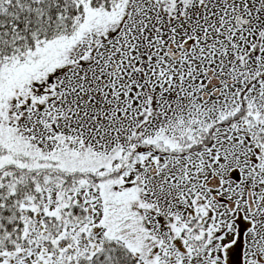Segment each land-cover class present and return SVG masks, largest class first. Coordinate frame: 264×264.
<instances>
[{
    "label": "snow or ice",
    "instance_id": "snow-or-ice-1",
    "mask_svg": "<svg viewBox=\"0 0 264 264\" xmlns=\"http://www.w3.org/2000/svg\"><path fill=\"white\" fill-rule=\"evenodd\" d=\"M0 264H264V0H0Z\"/></svg>",
    "mask_w": 264,
    "mask_h": 264
}]
</instances>
